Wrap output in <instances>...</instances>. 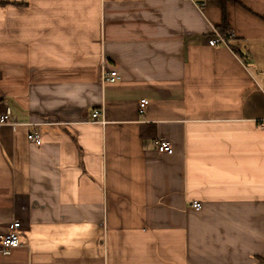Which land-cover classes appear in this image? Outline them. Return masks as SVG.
I'll use <instances>...</instances> for the list:
<instances>
[{
	"label": "crops",
	"instance_id": "1",
	"mask_svg": "<svg viewBox=\"0 0 264 264\" xmlns=\"http://www.w3.org/2000/svg\"><path fill=\"white\" fill-rule=\"evenodd\" d=\"M3 1L0 264H261L264 0Z\"/></svg>",
	"mask_w": 264,
	"mask_h": 264
},
{
	"label": "built area",
	"instance_id": "2",
	"mask_svg": "<svg viewBox=\"0 0 264 264\" xmlns=\"http://www.w3.org/2000/svg\"><path fill=\"white\" fill-rule=\"evenodd\" d=\"M215 38L211 39L209 41L210 46L215 47L218 44L226 45L228 44L227 40L223 35H221L217 30H214ZM248 54L243 53L242 54V61L247 58ZM118 78V75L115 71H112L109 73V76L105 78L107 82H114ZM149 105V101L147 99H142L139 102V112L140 114H144L146 112V109ZM101 116V113L99 110H95L92 114V117L94 119V122L97 121V119ZM0 125H12L10 117L8 113L3 112L0 110ZM260 127L264 129V120L262 121ZM27 139L30 143L41 146L42 140L41 137L37 133H29L27 135ZM156 149L159 153H164L171 155L173 153V148L170 143L167 141L159 140L156 143ZM196 209H200L201 205L199 203H196L194 205ZM21 231H22V224L19 220H14L10 222L5 232L0 234V247L4 251H8L11 249H15L21 246Z\"/></svg>",
	"mask_w": 264,
	"mask_h": 264
},
{
	"label": "trees",
	"instance_id": "3",
	"mask_svg": "<svg viewBox=\"0 0 264 264\" xmlns=\"http://www.w3.org/2000/svg\"><path fill=\"white\" fill-rule=\"evenodd\" d=\"M226 3H227V0H220L221 12H222V23L218 27V31H219V33L221 35H223L225 37V39L227 40V42L230 44L232 38L230 36V27H229L228 20H227V16H226ZM8 4L18 5V3H16V2H10V1L0 0V6H6ZM230 47L237 54H241V52L239 50V45L230 44ZM260 262H261V264H264V259H261Z\"/></svg>",
	"mask_w": 264,
	"mask_h": 264
}]
</instances>
